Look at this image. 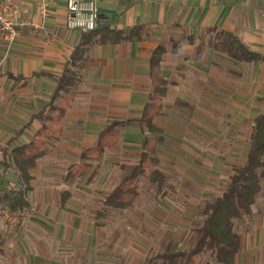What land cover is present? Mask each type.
<instances>
[{
	"label": "crops",
	"instance_id": "obj_1",
	"mask_svg": "<svg viewBox=\"0 0 264 264\" xmlns=\"http://www.w3.org/2000/svg\"><path fill=\"white\" fill-rule=\"evenodd\" d=\"M95 1L99 10L95 32L66 27L67 0H55L46 18L33 5L31 23L21 27V35L11 47L0 30V139L16 131L7 145L0 147L4 157H11L0 159V194L8 192L9 186L25 187L11 150L31 141L41 128V122L32 116L49 103L66 69L75 79L64 93L65 100H60L68 102L62 130L52 138L66 132L68 140L56 152L48 149L30 172L26 199L28 208H36L35 213L19 225L0 218V264H156L163 251L153 256L147 247L133 250L128 239L108 235V221L100 223L101 219L90 217L73 202V193L58 189L61 184L56 180L63 177L69 181L70 166L80 164L66 158L76 154L82 158L85 149L97 145L104 128L124 121L117 145L89 161L101 160L120 143L126 151L138 152L140 161L145 141L150 139L161 163L159 143L169 140L171 146L185 147L186 140L194 142L193 146L209 141L212 110L237 117L248 112L246 106L253 110L256 102L263 105L264 83L260 84L256 67L264 60L233 59L216 49L215 42L220 32H230L264 55V0ZM105 27L116 31L140 27L141 38L106 41ZM158 46L165 49L160 71L168 84L161 112L154 118L160 132L152 133L145 131L138 119L153 90L151 58ZM213 100L223 103L221 111L211 106ZM193 116L201 121L198 125ZM233 122L238 123L236 119ZM31 131L32 139L22 141ZM224 132L230 136V130ZM240 149L236 146L230 151V158L245 162L249 147L239 154ZM48 156L55 159H43ZM68 162L67 174H59L58 169ZM41 165L36 177L35 168ZM260 201L258 197L246 216L249 234L239 232L241 247L234 264H264ZM203 255L197 264H212L202 263Z\"/></svg>",
	"mask_w": 264,
	"mask_h": 264
},
{
	"label": "rangeland",
	"instance_id": "obj_2",
	"mask_svg": "<svg viewBox=\"0 0 264 264\" xmlns=\"http://www.w3.org/2000/svg\"><path fill=\"white\" fill-rule=\"evenodd\" d=\"M260 72V84L264 83V64L257 65ZM58 103L63 101L58 100ZM211 106L218 112L223 107L221 101H211ZM243 116H222L212 110L209 123L208 142L202 146H193L194 142L186 140L185 147L169 145L168 141L159 143V154L161 163L157 167L162 173V185L159 182L151 184V172L148 170L139 177L137 201L129 208L123 210L103 209V200L123 179L129 174L132 168L139 161L138 152H128L120 143L116 149L107 152L101 160H84L76 154L66 159H71V163L79 162L82 164L91 163V167L81 175V166L76 169L78 177L56 180L61 184L58 189L62 192L65 189L68 193L74 194L73 202L79 203L83 211L96 217L100 223L108 221V235L124 237L130 241L133 250L142 251V246L149 250L151 255L160 253L168 245L174 249L184 250L192 247L196 240L195 229L203 222L202 207L212 196L220 195L227 187L234 167L242 165L244 159H231L229 152H234L236 146L242 151H247L249 147L250 133L253 120L256 114L263 110L261 102L253 105V110H249ZM195 125L200 123L195 116L192 117ZM238 123L233 124V120ZM230 130L227 136L224 131ZM16 131L9 132L7 136L0 139V147H5L11 135ZM28 133V132H27ZM33 132H29L21 138L29 141L32 139ZM226 135V136H225ZM66 132L59 137L50 140L47 147L51 152H56L60 145L68 140ZM234 137H237L235 143ZM23 141V140H22ZM18 142V140L16 141ZM189 145V146H187ZM138 151V150H136ZM232 156V155H231ZM0 159H11L4 157L0 149ZM43 159H55L50 156ZM82 159V160H81ZM67 164L58 169L59 174H67ZM43 165V164H42ZM35 168V176L41 173L43 166ZM79 173V174H78ZM93 174V175H92ZM89 189V190H88ZM260 197L261 210H264V181L263 190ZM64 198V196H62ZM36 211L34 206L29 207V214ZM28 215L20 220L19 223H10L0 214V218L5 223L19 225ZM249 220V219H248ZM247 220V221H248ZM103 221V222H102ZM250 223L238 221L237 231L249 234ZM146 239L147 244L142 243ZM147 245V246H145ZM216 263L209 251L205 252L201 262Z\"/></svg>",
	"mask_w": 264,
	"mask_h": 264
},
{
	"label": "trees",
	"instance_id": "obj_3",
	"mask_svg": "<svg viewBox=\"0 0 264 264\" xmlns=\"http://www.w3.org/2000/svg\"><path fill=\"white\" fill-rule=\"evenodd\" d=\"M98 29V28H97ZM97 29L90 31L95 32ZM104 39L119 41L122 39L141 38V28L134 27L127 31H116L104 28ZM216 49L227 53L231 58L244 62H258L264 60V55L252 51L238 36L230 32H220L216 37ZM165 53L163 46H158L151 58V75L153 78V90L143 114L138 122L145 131L160 132L154 123V118L161 112L162 100L167 91L168 82L160 71V64ZM65 73L58 79V84L49 103L45 108L32 116L41 122L42 126L37 130L33 139L27 143L16 146L11 150V156L15 167L20 174L25 187L16 188L9 186L8 192L0 194V204L8 206L12 210H21L29 205L26 192L32 178L31 169L36 161L48 151V141L62 130L68 102L65 100V92L74 85L75 79ZM263 110L253 120V131L250 135L247 160L242 165L234 167L229 183L225 190L217 196L211 197L202 207L203 222L195 229L197 234L195 243L189 249L175 251L172 245L157 256L156 264H197L199 258L207 251L214 257L216 264H234L235 256L241 247V234L237 231L236 223L245 221L251 213L252 206L262 194L264 181V97ZM124 121H114L102 130L95 147L87 148L82 153L84 160L100 157L107 147H114L119 140V127ZM160 163L155 143L146 139L145 150L141 159L131 172L109 193L103 200L101 215L106 209L123 210L131 207L139 197V177L148 170L151 172V184L159 182L162 185V173L156 168ZM91 163L79 165L81 175L90 167ZM77 166L71 165L67 179L76 175ZM78 173V174H79ZM93 175V174H92Z\"/></svg>",
	"mask_w": 264,
	"mask_h": 264
},
{
	"label": "built area",
	"instance_id": "obj_4",
	"mask_svg": "<svg viewBox=\"0 0 264 264\" xmlns=\"http://www.w3.org/2000/svg\"><path fill=\"white\" fill-rule=\"evenodd\" d=\"M55 0H0V30L4 42L11 47L21 35V27L31 23V7L37 6L43 18L49 15V8ZM99 10L95 0H67L65 25L69 30L93 31L98 27ZM1 216L10 223H19L29 208L12 210L0 206Z\"/></svg>",
	"mask_w": 264,
	"mask_h": 264
}]
</instances>
